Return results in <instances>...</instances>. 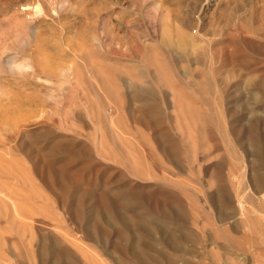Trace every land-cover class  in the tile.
I'll use <instances>...</instances> for the list:
<instances>
[{"label": "rangeland", "instance_id": "rangeland-1", "mask_svg": "<svg viewBox=\"0 0 264 264\" xmlns=\"http://www.w3.org/2000/svg\"><path fill=\"white\" fill-rule=\"evenodd\" d=\"M0 264H264V0H0Z\"/></svg>", "mask_w": 264, "mask_h": 264}, {"label": "bare ground", "instance_id": "bare-ground-1", "mask_svg": "<svg viewBox=\"0 0 264 264\" xmlns=\"http://www.w3.org/2000/svg\"><path fill=\"white\" fill-rule=\"evenodd\" d=\"M263 161V160H262ZM261 164V163H260ZM263 166V165H262ZM259 178H261V177H259ZM263 184V183H262ZM261 185V184H260ZM242 207V206H241ZM257 233H258V230H257Z\"/></svg>", "mask_w": 264, "mask_h": 264}]
</instances>
